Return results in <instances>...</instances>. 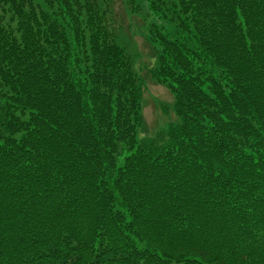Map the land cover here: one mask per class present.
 Wrapping results in <instances>:
<instances>
[{"label":"trees","instance_id":"trees-1","mask_svg":"<svg viewBox=\"0 0 264 264\" xmlns=\"http://www.w3.org/2000/svg\"><path fill=\"white\" fill-rule=\"evenodd\" d=\"M140 1L0 0V264H264V0Z\"/></svg>","mask_w":264,"mask_h":264},{"label":"rangeland","instance_id":"rangeland-1","mask_svg":"<svg viewBox=\"0 0 264 264\" xmlns=\"http://www.w3.org/2000/svg\"><path fill=\"white\" fill-rule=\"evenodd\" d=\"M140 13L138 17L131 20L132 27H138L140 32L143 29L140 26L143 24L141 18L147 16V3L144 0L139 2ZM114 22L116 25L127 27L129 23L123 15L121 0H113ZM132 40L135 41L132 50L135 52V69L138 77L142 80L144 90L142 92L141 103V128L137 130L139 137H151L157 139L166 126L170 123L177 122L176 113L173 111V95L165 86L157 84L150 77L148 70L153 67L155 62L151 57V50L147 43L142 39L138 32H134ZM259 93H256V96ZM258 103H262L263 99L256 97ZM160 134V135H159Z\"/></svg>","mask_w":264,"mask_h":264}]
</instances>
